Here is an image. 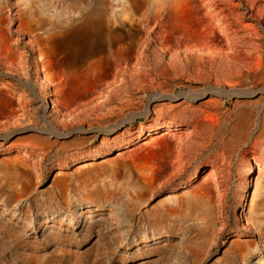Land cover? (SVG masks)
<instances>
[{
    "label": "rangeland",
    "instance_id": "rangeland-1",
    "mask_svg": "<svg viewBox=\"0 0 264 264\" xmlns=\"http://www.w3.org/2000/svg\"><path fill=\"white\" fill-rule=\"evenodd\" d=\"M166 1L0 0V264H264V0H199L229 64Z\"/></svg>",
    "mask_w": 264,
    "mask_h": 264
},
{
    "label": "bare ground",
    "instance_id": "bare-ground-1",
    "mask_svg": "<svg viewBox=\"0 0 264 264\" xmlns=\"http://www.w3.org/2000/svg\"><path fill=\"white\" fill-rule=\"evenodd\" d=\"M252 1L257 2L260 0H252ZM164 4L165 5L160 8L159 14L154 16L153 19H157V17L165 13L167 14V17L172 22V24L176 26L177 31L181 33L187 30L188 26H192V25L196 26L198 30L196 31L194 39H193L196 44L194 47L195 48L194 52L196 54L200 56L205 55V56H208V58L220 59V61L221 60L225 61L228 64L241 56H245L243 53L238 52L236 45L230 42L229 38L226 35H221L222 33L223 34L225 33L222 30H219V26L215 22L214 17L211 18L207 14L203 13L202 6L200 5L198 0H168ZM203 27L207 28V30H205L204 32L201 30V28ZM234 47H235V51L233 49ZM8 49L9 47L7 46V44H2V46L0 47V55H3L4 53L8 52ZM131 55L132 54L128 53L127 56L130 57ZM14 56L15 54H12L11 58H13ZM46 58L48 59L50 63L51 57L47 54ZM258 64H259L258 67L262 71H264V54H260L258 58ZM70 83H71V79H69L67 85ZM62 92H63L62 93L63 96L68 95L67 89L66 91H64L63 89ZM235 94H241V95H246V96L255 95V93L251 90L239 91V92H236ZM69 97H72V96L69 95ZM73 100L74 99L72 98L66 99L67 104L71 105L73 103ZM0 104H6L7 107H10L12 106L13 102L3 92L0 91ZM5 110L6 109L0 110L1 112L0 119H3V116L5 115V112H6ZM263 121H264V116H263ZM155 141L157 145L162 146L163 148H166L168 150H171L172 148L171 145L166 144L162 138L155 139ZM170 162H168L166 166H164L166 169L171 167ZM178 167H180V165ZM28 173H24V174L29 175ZM154 174H155L154 178L159 179L163 173H160L159 171L155 170ZM212 175H213L212 173L207 174L205 178H209ZM201 191H204V197L199 195L203 201V203H201L200 206L198 207L199 213H200V216L202 217L210 218L214 216L213 205H212L213 203H210L212 201L210 197L211 196L210 188L208 185H203ZM193 196L194 194L192 193L187 195L186 201H190V198Z\"/></svg>",
    "mask_w": 264,
    "mask_h": 264
},
{
    "label": "water",
    "instance_id": "water-1",
    "mask_svg": "<svg viewBox=\"0 0 264 264\" xmlns=\"http://www.w3.org/2000/svg\"><path fill=\"white\" fill-rule=\"evenodd\" d=\"M198 1H199V0H198ZM199 3H200V1H199ZM200 5H201V3H200ZM201 6H202V5H201ZM131 119H132V118H131ZM171 143H172V145H174V146L177 144V143H176V140H173ZM202 187H203V185H202Z\"/></svg>",
    "mask_w": 264,
    "mask_h": 264
}]
</instances>
